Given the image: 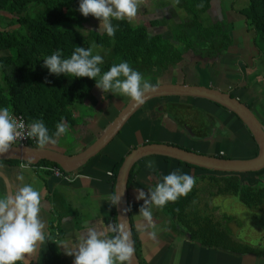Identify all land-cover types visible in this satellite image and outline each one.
Listing matches in <instances>:
<instances>
[{
  "label": "crops",
  "instance_id": "crops-1",
  "mask_svg": "<svg viewBox=\"0 0 264 264\" xmlns=\"http://www.w3.org/2000/svg\"><path fill=\"white\" fill-rule=\"evenodd\" d=\"M196 1L142 0L139 17L130 23L137 28H145L151 37H162L168 46L177 51L176 54L180 59L176 60L173 66L155 68L145 78H150L151 83L156 85L175 83L198 86L200 84H193L190 79L194 75L206 77L208 76L206 73L211 72L220 81L217 86L211 85V87L230 92L252 109L257 104L261 106L262 103H258V101L261 99L260 94L263 95L264 75L258 80L255 79L254 73L258 66L263 68V54L257 43L255 30L248 25L245 16L241 14V11L248 6V0H209L208 8L202 12L198 10L203 8L207 0H203L202 7L194 6ZM194 9H197L195 15ZM194 17H198L197 22L203 25V29L207 33L209 32L205 35V38L208 39L201 38L198 26L190 27V23L195 22ZM87 19L90 23L89 28L94 25V29L99 30V20L91 15ZM212 29H217V31L213 32ZM239 31L244 32L243 37H240ZM102 53L104 62H110L115 58L113 56L112 60H109L110 52L102 50ZM244 69L250 73L246 75L243 72ZM260 87L262 88L261 92L258 91ZM97 89L96 87L92 92V97H98L99 103L95 99L93 104L92 100L90 101L97 110L95 107L92 108L93 115L88 111L79 114L78 118L80 117L83 123H81L80 130L76 131L78 142L75 140L76 143L73 146H65L68 150L62 153L74 155L84 150L130 101L127 97L111 96L110 93L94 94ZM109 97L113 100L105 102V99H109ZM89 100L86 103H89ZM159 100L167 103L163 106L162 103H158L157 99L149 102L152 105L147 103L150 107L146 104L136 113L112 143L77 172L80 178L74 182L57 178L49 172L24 170L20 166L21 162L2 164L3 171L9 177L15 191L23 183L31 184L42 193L41 215L46 223L44 230L46 241L43 246H40L36 264H53L49 238L55 234L58 254H56L54 264H73L74 257L65 254V245L71 248L90 225H95L98 229L103 230L109 237L113 235L107 231V225L117 221L116 206L113 207L109 199L115 191L114 172L119 163L132 149H135L134 144L128 141L132 137L135 138L134 142L145 137L138 141L137 145L139 146L165 143L210 156L224 155L225 158L231 159H251L257 155L258 145L250 131L236 115L225 108L204 99L168 98ZM114 104L116 105L115 111L112 116H108L109 109ZM176 108H186L189 112L197 111L204 115L199 118L189 116L188 121H194L189 122L195 131L192 136L187 135L184 132V125L178 122V119L186 120L175 115ZM254 111L262 120L260 107ZM142 132L143 135L144 132H152L153 139L143 136ZM121 141H128V144L122 148L119 146ZM52 148L51 145L50 149ZM234 153L241 155L230 156ZM148 161H155L157 168L155 173L145 167ZM135 167L136 175L129 187V206L134 238L138 244L137 254L141 263L160 264L163 261V263L173 264V261L169 260L168 262L163 258L180 254L187 264H209L208 260H211V264H223L222 260H215L213 257L219 251L209 248L207 245L204 246L201 242H196L188 232L180 228L177 216L176 219L172 217L175 227L173 226L171 229L170 224L168 225V212L165 210V206L161 209L152 208L156 227L148 231H155L156 238L151 239L147 232L141 228L144 220L139 215V209L144 201L136 199V190L141 188L147 193L148 190L155 187L159 177L179 168L184 173L193 176L196 183H198L197 180L202 181L204 178H208L209 180L206 182L212 188L208 193L213 200L219 196L228 195L243 204L237 197L222 191L224 184L220 179L226 175L191 168L178 161L155 156L144 158ZM21 174L24 176L23 182L16 179ZM191 191L197 192L195 189ZM3 195H5V189L3 185H0V196ZM199 196L200 193L197 192L196 201ZM212 223L213 226L218 227L216 222ZM220 252L223 254L222 251ZM35 258L36 255L32 264H35ZM239 259L243 258L239 257ZM246 259L252 260L251 262L254 264H264V257L257 258L246 255L243 261Z\"/></svg>",
  "mask_w": 264,
  "mask_h": 264
},
{
  "label": "trees",
  "instance_id": "trees-1",
  "mask_svg": "<svg viewBox=\"0 0 264 264\" xmlns=\"http://www.w3.org/2000/svg\"><path fill=\"white\" fill-rule=\"evenodd\" d=\"M203 2L197 0L194 6ZM79 3L80 0H0V74L2 76L0 108L8 107L14 115L24 117L27 124L42 119L49 128L50 134L55 133V126L61 119L67 125L72 124L74 127L76 119L73 109L82 105L96 89V82L86 77L49 74L43 60L57 50L61 51L63 58H68L76 47L89 48L95 44V48L110 52V56L115 57L112 61L100 65L102 72L109 70L113 64L126 61L144 76L155 68H167L175 65L176 60H180L177 51L168 46L162 37H151L145 28H137L127 21H113L117 26L114 37H109L106 33L91 27L83 30L73 18L75 10L78 14ZM208 6L209 0L198 11L202 12ZM196 10H193L194 15ZM241 14L257 34L256 40L263 54L264 68V0H248V6L241 11ZM194 18L195 22L190 23V27L198 26L201 38L208 39L205 35L209 32L207 33L203 25L197 22L198 17ZM85 22L87 25V17ZM212 31L216 32L217 29ZM93 54H95L94 50ZM261 116L264 122V115ZM1 163L19 162L1 161ZM122 163L123 161L116 167L114 183ZM39 165L59 167L47 161H42ZM135 168L130 175L129 187L136 175ZM220 180L224 184L222 191L237 197L248 208L258 210L264 204V184L259 186L244 184L243 174L226 175ZM192 197L194 198L193 194L179 198L176 201L175 213L180 212L181 215ZM170 205L172 204L169 202L165 206L167 212ZM208 222L212 237L214 234H220L222 240L223 231L219 225L218 228L213 226L210 220ZM55 238L56 234L49 238L53 264L58 254ZM225 238L227 246L223 243V251L228 250L240 255L253 253L252 256L257 258L264 257V249L253 247L234 249L231 247V238L227 235ZM135 244L137 251L136 241Z\"/></svg>",
  "mask_w": 264,
  "mask_h": 264
},
{
  "label": "clouds",
  "instance_id": "clouds-1",
  "mask_svg": "<svg viewBox=\"0 0 264 264\" xmlns=\"http://www.w3.org/2000/svg\"><path fill=\"white\" fill-rule=\"evenodd\" d=\"M141 2L80 0L78 10L84 17L91 15L100 21L99 32L114 37L117 26L113 21L136 20L141 11ZM95 47V44L89 48L76 47L68 58H63L61 51L57 50L43 60L44 67L49 74L92 79L102 92L127 97L137 106L145 102L147 95L158 91V85L151 83L150 78H145L126 61L113 64L109 70L102 72L100 65L104 60L101 55L93 54ZM55 128V133L50 134L42 119L25 124L8 107L0 108V156L16 149L14 146L25 137L35 138L40 149L56 145V138L67 134L69 126L61 119ZM33 162L29 159L21 164V168H27ZM145 167L150 172L157 171L155 161H148ZM16 179L23 182L24 176L18 175ZM195 183L193 176L177 168L159 177L155 187L147 193L141 188L136 190V199L144 201L139 209V215L144 220L141 228L151 239L156 238L155 231H148L156 227L152 208H163L169 202H176L186 196ZM122 195L118 188L111 194L109 199L113 207L120 204ZM42 208V193L31 184L22 183L16 191L0 196V264H32L38 247L46 241ZM107 231L113 235L109 237L95 225L88 226L71 248L65 245V254L74 257L73 264H131L135 249L126 223L121 219L110 222Z\"/></svg>",
  "mask_w": 264,
  "mask_h": 264
},
{
  "label": "water",
  "instance_id": "water-1",
  "mask_svg": "<svg viewBox=\"0 0 264 264\" xmlns=\"http://www.w3.org/2000/svg\"><path fill=\"white\" fill-rule=\"evenodd\" d=\"M91 97V98H90ZM88 99L92 100V94ZM195 98L204 99L213 102L228 111L232 112L247 127L258 145V153L251 159H231L219 156H210L193 150L182 148L181 146L151 143L136 147L123 160L116 177L115 190L123 192L121 202L116 206L117 222L121 219L126 223L131 233V239L134 243V256L131 264H142L137 251L134 238L133 224L129 206V180L132 170L144 158L162 157L165 159L178 161L187 166H193L209 172L221 173L223 175H242L247 173L259 174L264 171V122L258 117L255 111L240 99L233 97L232 94L218 89L204 86H195L188 84H161L158 85V91L155 94H149L145 97V102L137 106L131 100L118 113L115 119L106 126V128L88 145L84 150L74 155H68L57 150L36 146H15L16 149L10 151L4 156H0L1 161H17L27 163L29 159L34 162L32 165H38L42 161H47L58 165L67 173H77L84 168L91 160L100 155L112 141L122 132L131 118L138 113L147 103L160 98ZM87 99V100H88ZM81 123L83 121L81 120ZM81 125V124H79ZM75 127V126H74ZM76 121L75 131H79ZM81 133V132H80ZM3 165L0 164V185H3L6 193L14 192V187L9 177L3 171ZM246 184L245 182H242ZM248 184V183H247ZM38 247L35 264L40 253Z\"/></svg>",
  "mask_w": 264,
  "mask_h": 264
},
{
  "label": "rangeland",
  "instance_id": "rangeland-1",
  "mask_svg": "<svg viewBox=\"0 0 264 264\" xmlns=\"http://www.w3.org/2000/svg\"><path fill=\"white\" fill-rule=\"evenodd\" d=\"M73 18L76 21H78L77 22L78 25L82 27L83 30L84 28L87 30L90 29L89 28L90 23H87L86 25V22H85L86 17H84L79 11H78V14L76 10L74 11ZM92 28H94V25H92ZM235 33H236V30H235ZM238 34L240 35V37L244 36L243 31H239ZM93 50L95 54H99L102 56L103 54L102 50H98V48H94ZM109 60H112L110 55H109ZM200 63H202L201 60H200ZM243 72L246 75L250 73V71L246 69H244ZM206 74H208V76L206 77L194 75V77L190 79V82H192L193 84H196V83L200 84L201 86L207 85L209 87H211V85L217 86L219 84L220 81H218V79L214 77L215 76L214 74H212L211 72H207ZM262 75H264V68H259L258 66L257 70L254 73V77L255 79L257 78L259 80L260 78H262ZM251 82L253 83V80ZM261 90H262L261 87L258 88V91L261 92ZM96 93H104V92H102L100 89H97L94 94ZM109 95L112 96L113 94L110 93ZM260 96H261V99L258 101V103H262V107L260 108V110H261V114L264 115V109H263L264 89H263V95L260 94ZM94 99L99 103L98 97L93 96L92 104H93ZM110 100H113V99L109 97V99H105V102L106 101L110 102ZM86 101L83 103L82 106L80 105L74 110V116L78 123V126H81L79 125L81 124V119L80 117L78 118L79 114L85 113L86 111H88L89 114L93 115L94 114L93 109L94 107L96 108V106L91 104L90 102L91 100H89V103H86ZM158 101H159L158 103H162L163 106L165 103H167L161 100H158ZM149 105H152V103H149ZM115 106L116 105L114 104L112 108L109 109L108 116L109 115L112 116L113 111H115ZM259 107H260V104H257L254 106L253 110H258ZM164 108L166 109V107ZM175 110L177 112L175 114L177 115V117L179 118L181 117L182 119L186 120V121H182L178 119V122L180 124H183L184 126L189 125V122H194L192 120L188 121V119L190 118L189 117L190 115L192 116V118L193 117L199 118L200 116H204L200 113H197V111L195 113L189 112L186 108H176ZM68 125H69V132L67 134L61 135V137L57 139L56 145H52L53 150L66 152L68 148H66L65 146H73L76 142H78L76 138V135L78 134L74 130L76 125L75 127H73L72 124H68ZM142 135H143V132H142ZM143 136L152 138V132H148V133L144 132ZM143 138L141 139L143 140ZM133 139L135 138L132 137V139L128 141L131 144H134L135 146L134 148H136L139 146L137 145V143L138 141H141V139H137V141L135 142L133 141ZM128 141L126 142L121 141L119 146L123 148L124 146L128 144ZM50 146L51 145H48L49 149H50ZM238 155H241V154L234 153L233 155H230V156H238ZM208 180H209L208 178H204L202 181L199 180L198 183H195V186L193 187V189L198 190L199 191L198 193H200V196L198 198V201H195V199H192L191 202L185 207L183 211L185 215H183V212L181 213V215H179L180 212L179 214L175 213L176 202H170V204L172 205L168 207V217H167L168 225L170 224L169 227H171V229L173 226L175 227V223L172 221V217H175L176 219V216H177V219H178L177 223L180 225V228L188 232L191 235V237L193 236L192 239H194L196 242L207 244L209 248L219 251L218 254H215L213 256L215 260H222L223 264H227V263L235 264L236 262L237 264L238 263L254 264L253 262H251L252 260H249V259H246V261H243V259L246 258V255H240L235 252L228 251V250L223 251L224 249H222V245L224 243V245L227 246L225 243V240H226L225 237L227 235V237L231 238V241H232L231 247L234 249L235 248L243 249L244 247H253L257 249L258 246L261 247L260 244L264 243V204H262L258 210H255L252 208H248L247 206L241 204L236 198L232 196H228V195H224L221 197L219 196L217 199L213 200L209 196V193H208V191L212 189L211 186H209L206 182ZM243 182L251 184L253 186H259L261 184H264V172L259 173L257 175L255 174L244 175ZM187 195L189 196V194ZM209 220L211 222H216V225H219V227L223 231L222 240L220 239V234L219 235L214 234V237H212V233L209 231V226H210L208 222ZM260 249L262 250V248ZM220 251H222L223 254H221ZM239 257L243 259H239ZM164 259L167 260L168 262L169 260L173 261V264H183L182 262L187 264L185 259H183L182 255L180 254L168 256L166 258H163V260ZM235 259H238V260H235ZM210 261L211 260H208L209 264H211ZM160 264H167V263H163L162 261V263Z\"/></svg>",
  "mask_w": 264,
  "mask_h": 264
},
{
  "label": "built area",
  "instance_id": "built-area-1",
  "mask_svg": "<svg viewBox=\"0 0 264 264\" xmlns=\"http://www.w3.org/2000/svg\"><path fill=\"white\" fill-rule=\"evenodd\" d=\"M14 115V114H13ZM17 119H22L25 124H27L26 120L24 117L21 115H14ZM37 140L35 138H30V137H25L23 140L19 141L15 146H36ZM14 146V147H15ZM21 164H24L22 162ZM21 166V165H20ZM24 170H31V171H44V172H49L52 173L54 176L57 178L64 179L69 182H74L78 178H80V175L77 173H67L63 171L60 167H49L45 165H32L30 164L27 168H22Z\"/></svg>",
  "mask_w": 264,
  "mask_h": 264
},
{
  "label": "flooded vegetation",
  "instance_id": "flooded-vegetation-1",
  "mask_svg": "<svg viewBox=\"0 0 264 264\" xmlns=\"http://www.w3.org/2000/svg\"><path fill=\"white\" fill-rule=\"evenodd\" d=\"M157 85H158V84H157ZM198 86H200V85H198ZM209 88H213V89H215V87H209ZM218 90H220V89H218ZM221 91H222V90H221ZM224 92H226V91H224ZM228 93H230V92H228ZM233 97H234V96H233ZM160 99H162V100H163V99L166 100V99H168V98H160ZM187 99H192V98H187ZM194 99H195V98H194ZM157 100H159V99H157ZM216 105H217V104H216ZM218 106H219V105H218ZM220 107H221V106H220ZM226 110H227V109H226ZM231 113H232V112H231ZM184 127H185V128H184L185 131H184V130H183V131L186 132L187 135L192 136V134H194L195 131H193V129H192V127H191L190 125H186V126H184ZM195 134H196V133H195ZM221 156H224V155H221ZM2 164H4V163H1V165H2ZM191 168H192V167H191ZM250 174H253V173H250ZM250 174L247 173L246 175H250ZM255 175H257V174H255ZM197 181H199V180H197ZM4 189H5V188H4ZM197 192H199V191L197 190ZM197 192H196V191H194V192L192 191V192H189L188 194H189V196H192V194H193V195H194V198H193V197H192V198L195 199V201H196V199H197ZM192 198H191V199H192ZM260 246H261V247L258 246L257 248H259V249H260V248L264 249V243L260 244ZM248 255H251V256H252L253 253H252V254L250 253V254H248Z\"/></svg>",
  "mask_w": 264,
  "mask_h": 264
}]
</instances>
